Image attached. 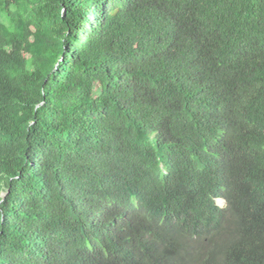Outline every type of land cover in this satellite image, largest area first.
Here are the masks:
<instances>
[{"label": "trees", "instance_id": "16d2710c", "mask_svg": "<svg viewBox=\"0 0 264 264\" xmlns=\"http://www.w3.org/2000/svg\"><path fill=\"white\" fill-rule=\"evenodd\" d=\"M0 264H264V0H0Z\"/></svg>", "mask_w": 264, "mask_h": 264}, {"label": "rangeland", "instance_id": "374dc122", "mask_svg": "<svg viewBox=\"0 0 264 264\" xmlns=\"http://www.w3.org/2000/svg\"><path fill=\"white\" fill-rule=\"evenodd\" d=\"M218 204L221 205V206H224L225 205V201H223V199H218Z\"/></svg>", "mask_w": 264, "mask_h": 264}, {"label": "clouds", "instance_id": "9594fccd", "mask_svg": "<svg viewBox=\"0 0 264 264\" xmlns=\"http://www.w3.org/2000/svg\"><path fill=\"white\" fill-rule=\"evenodd\" d=\"M223 199V201H225V205L224 206H221V205H219L218 204V202H217V204L219 205V206H221V207H227V201H226V199L225 198H223V197H219L218 199ZM218 199H217V201H218Z\"/></svg>", "mask_w": 264, "mask_h": 264}]
</instances>
